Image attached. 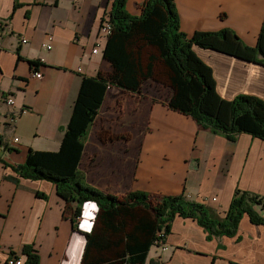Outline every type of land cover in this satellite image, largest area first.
I'll return each mask as SVG.
<instances>
[{"label": "crops", "instance_id": "1", "mask_svg": "<svg viewBox=\"0 0 264 264\" xmlns=\"http://www.w3.org/2000/svg\"><path fill=\"white\" fill-rule=\"evenodd\" d=\"M112 1L0 0V264H11V255L25 264L22 248L26 244L38 250L39 264H82L85 233L93 228L96 203L85 202L74 223L71 214L64 212L66 201L57 193L56 184L20 177L9 164L24 163L31 149L58 150L82 79L110 70L103 57L107 37H100V27ZM143 2L129 0L127 10L140 14ZM176 2L181 29L189 35L231 27L246 43L255 45L264 23V0ZM48 32L54 38L49 50L44 44ZM23 38L28 42H22ZM194 48L212 66L223 97L234 99L247 93L264 99L263 64ZM32 60L38 65L33 67ZM36 71L43 76L35 77ZM9 95L15 99L12 106L4 100ZM121 95L142 101L151 129L142 135L141 148H135L133 163L130 158L122 162L128 167L121 172L123 181L112 183L107 176H99L103 158L107 161L104 151L113 155L119 150L130 157L133 141L128 130H117L108 121L91 125L80 164L91 186L121 195L134 189L167 195L183 192L221 216L237 188L264 197V140L242 132L231 141L200 129L193 118L171 110L165 100L153 101L144 92L125 94L115 88L105 96L98 118L107 99L115 105ZM21 109L26 111L17 123L5 125L8 113ZM106 131L123 136L107 138ZM113 163L111 159L109 165ZM165 237L149 250L145 264L153 259L156 264H264V225L253 223L248 214L243 215L235 236L208 239L196 219L178 215Z\"/></svg>", "mask_w": 264, "mask_h": 264}, {"label": "trees", "instance_id": "2", "mask_svg": "<svg viewBox=\"0 0 264 264\" xmlns=\"http://www.w3.org/2000/svg\"><path fill=\"white\" fill-rule=\"evenodd\" d=\"M128 1L111 3L107 14L112 31L103 50L110 70L82 79L60 148L31 149L24 163L9 164L20 177L56 184L57 193L66 201L64 212L71 214L74 223L82 215L85 202L96 203L93 228L85 233L82 264H145L152 246L160 245L156 243L159 233L165 229L168 235L178 215L196 219L208 239L235 236L245 214L253 223L264 225L263 199L241 188L234 191L230 206L221 216L183 192L167 195L134 189L121 195L84 180L80 164L89 130L98 119L105 96L114 88L131 94L141 93L150 81L167 85V105L193 118L200 129L231 141L242 132L264 140V99L247 93L234 99L223 97L217 90L212 66L194 48L213 49L264 65V23L256 44L249 45L231 27L187 34L181 29L176 0H144L140 14L127 10ZM31 64L38 65L33 60ZM106 132L107 138L123 136ZM10 178L18 182L17 177ZM39 194L45 198L44 193ZM22 251L27 255L25 264H39L40 254L33 245L26 244ZM150 263L156 264L154 259Z\"/></svg>", "mask_w": 264, "mask_h": 264}, {"label": "rangeland", "instance_id": "3", "mask_svg": "<svg viewBox=\"0 0 264 264\" xmlns=\"http://www.w3.org/2000/svg\"><path fill=\"white\" fill-rule=\"evenodd\" d=\"M142 92L148 94L147 96H150L153 101L159 99L164 100L169 95V88L167 85L155 84V82H153L151 85H146ZM140 101L141 100L132 95H121L117 97L116 104L112 105L114 102L107 99L104 113H102L97 119L99 123L108 121V124L116 125L115 129L117 130H128L130 138L133 141L131 142L132 150L130 157L123 156V153L119 150L114 151V153H112L113 155H107V152L109 151H104L105 155L103 156L107 161H104L103 158L100 164L101 169L99 176H107L112 183L123 181L124 176L121 172L126 169L128 170V167L122 165V162L124 163L126 159L128 160V158H130L133 163V157L137 151L136 147H138L139 150L141 148V143L143 142V139H141L142 135L151 129L150 120H148V116L143 114L145 109L142 106V101L141 103ZM109 158L114 161L113 166L109 165V162L111 161ZM120 185L121 184H119V186ZM154 248H156V246Z\"/></svg>", "mask_w": 264, "mask_h": 264}, {"label": "built area", "instance_id": "4", "mask_svg": "<svg viewBox=\"0 0 264 264\" xmlns=\"http://www.w3.org/2000/svg\"><path fill=\"white\" fill-rule=\"evenodd\" d=\"M109 18V14L106 15V17L104 18L105 21L103 22V25H101L100 27V37H104L106 38L108 34H111L112 31V25L108 20ZM53 35L50 34L49 32L46 33V42L44 43L46 48L49 50L53 47ZM22 42L27 43L28 39L27 38H23ZM99 47L97 46L96 48L93 49V52L96 53L98 51ZM34 76L37 78H41L43 76L41 71H36L34 73ZM6 101V103L8 105H14L15 104V99L14 97H12L11 95H9L7 98L4 99ZM25 109H21L20 111H16V110H11L8 115L6 116V123L5 125L8 126H14L15 123H17L18 118L20 116V114H22L23 112H25ZM3 135V129L0 128V138ZM17 140V139H15ZM264 201V197H261ZM214 200H216V198H214ZM166 235L165 229H163L158 236H160V238L156 241L157 244H162L163 243V237ZM12 260H11V264H23V260L20 257L17 256H12Z\"/></svg>", "mask_w": 264, "mask_h": 264}]
</instances>
